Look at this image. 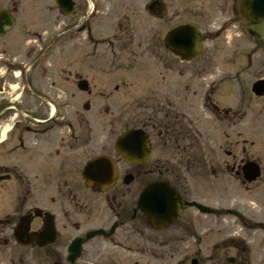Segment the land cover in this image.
I'll return each instance as SVG.
<instances>
[{
    "label": "flooded vegetation",
    "instance_id": "obj_1",
    "mask_svg": "<svg viewBox=\"0 0 264 264\" xmlns=\"http://www.w3.org/2000/svg\"><path fill=\"white\" fill-rule=\"evenodd\" d=\"M35 1L0 0V246L10 251L2 262L29 263L35 252V263L69 264L77 240L83 264H252L256 235L264 251V86L255 83L264 73H255V50L229 38L239 30L236 0H207L210 29L199 24L206 15L196 0L183 7L202 20L165 28L166 17L183 16L176 6L162 5L160 17L149 3L130 4L100 38V5ZM186 23L202 43L190 61L163 41ZM212 39L226 51L207 67ZM115 94L120 130L100 131L80 110ZM130 129L141 140L125 141L119 155L115 140ZM102 155L115 162L110 186L111 166L83 177ZM151 185L172 212L148 204ZM202 250L210 263H200Z\"/></svg>",
    "mask_w": 264,
    "mask_h": 264
},
{
    "label": "rangeland",
    "instance_id": "obj_2",
    "mask_svg": "<svg viewBox=\"0 0 264 264\" xmlns=\"http://www.w3.org/2000/svg\"><path fill=\"white\" fill-rule=\"evenodd\" d=\"M82 1V0H81ZM92 2H94V4L98 7V5H100V9H98L96 16L98 15V17H96V33H97V37H103L106 36L108 33V28L110 26V22L109 20H113L114 18H119L120 15H117L115 17L116 11L120 10L119 13H121L124 10H128L129 5L131 4L132 6H134L136 9L138 10H142L143 7L149 3L151 0H91ZM164 5H166L167 7H169L170 5L172 6H176L175 10H181L180 13H183V16L181 17H177L175 18V20L172 22H168L170 19V15L168 17H166L163 21L160 22V26L165 28L167 26H172V25H176L177 23L180 22H184V21H199L204 19L203 21H200L199 24L203 25V27H208L210 29V27L208 26V24L210 23V21H212V14L213 13H207L206 11V5H207V0H196L195 3V7L199 8L200 11L206 15L203 16L202 19L196 18V19H191L193 17H191L189 14H187V9H184V5L187 4V0H161ZM28 3V2H25ZM31 3H36L35 0H31ZM47 3L49 5H54L55 2L54 0H47ZM120 5V6H119ZM91 9L90 3H89V7L88 10ZM184 9V10H183ZM33 14V13H30ZM142 16H143V20L144 22H146L147 20H152L150 17H148L144 12H142ZM210 16V17H208ZM37 19V18H36ZM116 20V19H115ZM112 28H113V23H112ZM110 29V28H109ZM232 33L229 34V38H232V42L237 43V44H242L244 46H247L248 48H252L255 50V55H254V69H255V73H264V44L262 42H260L259 40L256 39L257 43L255 45L250 44L247 40H245L242 36L239 35L237 29H236V25L235 27L232 28ZM244 36V35H243ZM216 39H212V41L207 42V46L204 47L203 49V57H207V61L208 64L206 65L207 67H210V63L212 62L213 65L215 66V60L214 57L215 55L218 53V56H221V52L226 51L225 49H223L220 45V41H215ZM255 41V42H256ZM206 54V55H205ZM211 65V66H213ZM184 66H188V67H195L194 63L191 64H187ZM218 66V65H217ZM223 66H227V67H231L230 65H223ZM252 74V71L250 72ZM116 97V100H107L110 101L111 103H108L107 101H103V99H100L97 97L92 108L90 109L89 112H85L84 110H80V112L82 113V115L85 116H92L95 115V128H98L99 126V130L103 131L104 128H107L106 126L112 124L113 130L114 131H119L120 130V121H119V117H120V103H118L119 99L117 98V95H114ZM107 102V103H106ZM105 104H107L105 106ZM108 107V108H107ZM107 109L109 111H107ZM105 119H108L107 121H105ZM98 130V129H97ZM260 236L256 235L255 236V240L253 241L255 244L254 246L252 244H250V246L253 249V255H254V261H252V264H264V262H262L264 260V251L261 250L257 244L260 243L259 240ZM0 249L2 250L0 252V264H6L3 263L2 261L7 258L9 256L10 251L8 250H4V248H2L0 246ZM197 249H201V244H197L196 246H193L191 249H186L185 253H187V256H191L193 254H195V251H197ZM195 250V251H194ZM199 252V251H197ZM121 255H123L124 253H120ZM200 254L202 257H204L205 261L200 263H210L207 259H208V255L209 252H205V251H200ZM207 255V256H206ZM39 259V255L35 254V252H31L30 255V262L29 263H24V264H40V263H35L37 260ZM258 260H261V262H258ZM170 263H182L181 261L175 260L174 262L171 261H167V260H156L155 263H151V264H170ZM190 263V260L187 262Z\"/></svg>",
    "mask_w": 264,
    "mask_h": 264
},
{
    "label": "water",
    "instance_id": "obj_3",
    "mask_svg": "<svg viewBox=\"0 0 264 264\" xmlns=\"http://www.w3.org/2000/svg\"><path fill=\"white\" fill-rule=\"evenodd\" d=\"M59 4L70 6L73 3L70 2V0H58ZM156 5H159L157 1H154L152 3V11L154 13H159L162 15L164 13V10L161 8H158ZM237 11H238V17L241 22V24L247 29L248 33L251 35H254L256 38L260 39L262 42H264V0H237ZM3 18V14H0V21ZM5 22V21H3ZM165 46L169 48L172 52L175 54L181 56L183 59H190L194 57L196 54L199 53L200 50V38L198 31L190 26V25H183L178 26L171 30L165 37ZM258 83V84H257ZM256 86L259 85L261 88V84L264 86V81L257 82ZM264 88V87H263ZM136 131L126 132L122 136H120L117 139V142L115 143V149L116 152H121L122 144L125 141H130L135 138H139ZM112 162L107 157H98L92 162L88 164V166L85 168L84 175L88 179L91 173H93L95 170H99L101 166L103 165H111ZM114 173V170L112 169V174ZM158 187L155 185H151L148 187V189L145 191L144 196L145 200L148 201L149 205H152L155 209L160 213H170L172 212V209L169 204H167L163 196V189L159 190V196L160 198L157 199L156 195L158 193ZM24 220H21L19 224V228L21 229L23 227ZM78 249L74 248V245H72L69 248V256L67 260L74 264V259L77 257ZM196 261L193 260L192 264H195Z\"/></svg>",
    "mask_w": 264,
    "mask_h": 264
}]
</instances>
